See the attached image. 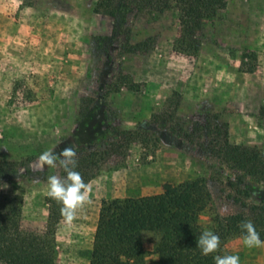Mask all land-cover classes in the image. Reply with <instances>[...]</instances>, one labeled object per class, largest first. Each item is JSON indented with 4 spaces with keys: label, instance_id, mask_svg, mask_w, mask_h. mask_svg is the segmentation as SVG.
Segmentation results:
<instances>
[{
    "label": "rangeland",
    "instance_id": "rangeland-1",
    "mask_svg": "<svg viewBox=\"0 0 264 264\" xmlns=\"http://www.w3.org/2000/svg\"><path fill=\"white\" fill-rule=\"evenodd\" d=\"M97 1L0 0L2 188L20 205L24 230L46 226L47 178L62 177V168L35 170L43 151L104 149L118 132L146 123L158 138L157 147L135 143L107 160L90 182L92 203L57 228L58 264H90L100 212L115 200L159 195L167 185L200 179L210 193L200 224L209 231L219 217L240 211L229 180L251 189L250 202L264 201L263 183L152 121L167 110L175 115L171 125L191 131L217 115L228 123L232 144L264 149V0H217L220 10L199 32L196 54L176 47V9L151 15L140 9L142 0L131 1L117 38L98 40L111 36L114 21L94 12ZM145 42L146 52L129 51ZM249 66L253 72L244 69ZM120 74L130 76L135 91H115ZM175 93L179 105L168 106ZM156 240L144 234L147 264L159 263ZM226 249L241 264H264V247L247 248L241 236Z\"/></svg>",
    "mask_w": 264,
    "mask_h": 264
},
{
    "label": "trees",
    "instance_id": "trees-1",
    "mask_svg": "<svg viewBox=\"0 0 264 264\" xmlns=\"http://www.w3.org/2000/svg\"><path fill=\"white\" fill-rule=\"evenodd\" d=\"M132 0H98L94 12L113 19L111 36L99 37L100 41L114 40L130 13ZM140 9L151 15H160L170 9L179 14L180 36L176 40L178 51L196 54L200 50L198 38L206 22L213 21L220 7L217 0H142ZM130 44V43H129ZM130 52H146L148 42L129 45ZM246 58L253 59V55ZM247 66L246 63H243ZM253 72L252 66L247 69ZM115 91L126 88L135 91L136 84L129 75L120 74L113 83ZM176 101V104H174ZM175 93L167 105H179ZM175 115L167 110L154 114L152 121L199 144L213 157L231 169L238 170L264 184V149L234 145L229 140L228 123H220L219 117L207 116L197 121L191 131L177 129L171 122ZM217 124H213L214 122ZM143 124L135 130L118 132L104 149L77 151L76 170L86 183L91 182L103 171L107 160L119 155L132 144L157 147L158 138ZM205 138V139H204ZM205 140V141H204ZM0 167V264H58L56 231L65 220L61 215L62 205L47 197L48 218L46 226L39 231H26L22 227V209L16 201L5 194ZM66 173L62 169V177ZM227 187L232 191L230 198L240 208L231 215L219 217L212 231L220 236V249L204 256L197 247V239L204 230L200 215L204 211L210 193L200 179L178 185H167L163 193L154 196L115 200L105 206L99 216L94 236L90 264H147L149 252L144 246V234L156 237L153 253L158 255V264H214V256L230 255L227 242L235 236H243L239 225L250 220L264 240V201L252 203L253 193L242 180H229Z\"/></svg>",
    "mask_w": 264,
    "mask_h": 264
},
{
    "label": "clouds",
    "instance_id": "clouds-1",
    "mask_svg": "<svg viewBox=\"0 0 264 264\" xmlns=\"http://www.w3.org/2000/svg\"><path fill=\"white\" fill-rule=\"evenodd\" d=\"M77 164V149L73 146L65 147L58 153L54 147L47 149L39 155L35 163L37 171L62 168L66 173L64 177L50 175L47 178V195L62 205L61 215L68 223L76 219L81 209L92 203L90 182L86 183L81 173L76 170ZM239 227L243 232L242 242L245 247H264V240L252 221H242ZM220 246V236L209 230L203 231L197 239V247L204 256L216 253ZM214 264H241V261L238 255H216Z\"/></svg>",
    "mask_w": 264,
    "mask_h": 264
}]
</instances>
